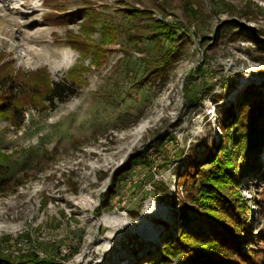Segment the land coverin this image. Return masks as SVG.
<instances>
[{"label":"rangeland","instance_id":"374dc122","mask_svg":"<svg viewBox=\"0 0 264 264\" xmlns=\"http://www.w3.org/2000/svg\"><path fill=\"white\" fill-rule=\"evenodd\" d=\"M167 1L164 17L153 0L135 5L154 22L183 27L178 36L184 44L164 82L142 78L143 59L156 56L152 44L142 42L123 55L120 37L106 47V62L90 66L71 96L42 110L22 85L31 84L30 73L40 69L57 83L73 67L89 66V58L64 43L66 31L77 33L80 20L52 26L43 21L49 12L44 0H0V75L15 80L16 93L26 92L32 101L16 115L17 125L0 118V259L12 264L34 251L45 264H148L178 235L177 204L188 176L209 167V152L220 157L235 147L237 123L255 118L247 106L264 97V0ZM91 3L128 27L121 11L132 0ZM60 6L72 13L82 3L61 0ZM91 38L98 40V33ZM260 103L264 107V98ZM226 127L238 135L232 144L225 140ZM140 128L141 140L132 147ZM259 146L255 169L236 173L247 204L239 219L248 222L246 243L253 246L264 238V219L254 211L264 137ZM138 156L146 165L133 160ZM122 170L115 194H109ZM81 201L84 206L76 205ZM146 226L152 233H144ZM159 229L165 234L156 246L153 232Z\"/></svg>","mask_w":264,"mask_h":264},{"label":"trees","instance_id":"16d2710c","mask_svg":"<svg viewBox=\"0 0 264 264\" xmlns=\"http://www.w3.org/2000/svg\"><path fill=\"white\" fill-rule=\"evenodd\" d=\"M159 1L153 0L151 5L164 17L171 5L169 1L164 4V0ZM60 2L61 0H44L43 4L49 12L43 16V21L52 26H68L80 20L77 33L72 30L66 31L64 43L77 50L85 59L89 58V66L73 67L65 80L57 83L50 81L49 75L43 69L30 73L31 84L22 86L24 89L30 88L37 108L51 110L57 103L64 102L74 93L75 86L84 82L82 76L90 66L97 69L106 62V47L118 43L120 37L125 40V45L121 49L123 55L137 50L142 42L152 44L151 49L156 51V56L143 59L142 78L148 80L149 76L154 75L164 82L168 67L176 61L178 49L184 44L182 36H178V31L183 29L181 24L154 22L149 12L135 8L136 4L141 5V0H132L133 3L121 11L124 20L127 21V28L98 13L91 0H81L82 6L72 13H68L60 6ZM188 6L186 3L184 8ZM94 33H98L96 41L91 38ZM263 35L264 33L260 31L259 36ZM260 53L264 55V50ZM17 87L15 80L9 79L7 75H0V118H8L14 125H17L16 115H22L24 105L32 102L29 101V94L26 92L22 93L25 94L22 97L20 93L17 94ZM245 98H249V95ZM260 98L247 106L255 113V118L246 117L237 123L235 130L239 132V140L236 146L224 150L220 157L209 152L204 161L209 167L197 169L194 178L191 176L192 173L187 175L189 181L184 182V195L177 204L178 235L166 240L160 256L148 264H169L170 258L174 260L180 258L181 264H264V238L259 246L246 243V238L250 237L247 234L249 225L246 221L242 222L239 215L246 214L247 204L240 195V177L237 175L241 170L248 172V169L257 166L255 159L260 156L259 140L264 137V107L260 102L264 97ZM229 131V127L224 129L225 140L232 144L233 138L238 135H232ZM133 160L140 165L147 163L145 159L141 161L140 156ZM130 164L132 165V161ZM122 173L123 170L114 175L109 194H115L118 184L116 177ZM259 178L261 186L254 199V211L264 219V170L259 174ZM106 207L107 210L111 209L107 205ZM45 263L46 260L40 259L39 255L32 251L20 254L18 261L12 264ZM0 264L10 263L7 259L1 258Z\"/></svg>","mask_w":264,"mask_h":264},{"label":"bare ground","instance_id":"6f19581e","mask_svg":"<svg viewBox=\"0 0 264 264\" xmlns=\"http://www.w3.org/2000/svg\"><path fill=\"white\" fill-rule=\"evenodd\" d=\"M136 137L134 138V140L132 141V147H135L141 140V134L144 132L142 128L140 129H136ZM76 205L78 206H84V203L81 201L80 203H77ZM87 206V205H86ZM163 216H165V214H163ZM145 232H150L152 233L150 230H149V227L146 226V230L144 231ZM164 234H165V229H159L155 232H153V240H154V244L156 246H159L160 243L162 242L163 240V237H164Z\"/></svg>","mask_w":264,"mask_h":264}]
</instances>
